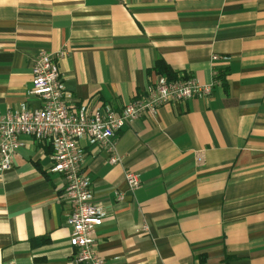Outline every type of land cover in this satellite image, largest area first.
<instances>
[{"label": "crops", "instance_id": "1", "mask_svg": "<svg viewBox=\"0 0 264 264\" xmlns=\"http://www.w3.org/2000/svg\"><path fill=\"white\" fill-rule=\"evenodd\" d=\"M42 51L76 104L121 111L159 58L211 87L124 126L113 150L79 140L103 264H264V0H0L1 114L42 106ZM22 140L0 170V264H75L53 148Z\"/></svg>", "mask_w": 264, "mask_h": 264}, {"label": "built area", "instance_id": "2", "mask_svg": "<svg viewBox=\"0 0 264 264\" xmlns=\"http://www.w3.org/2000/svg\"><path fill=\"white\" fill-rule=\"evenodd\" d=\"M56 57L42 51L33 64L32 93L42 99V106H22L12 113H0V170L12 167L23 136L49 142L54 160L51 170L62 176V197L71 206L68 223L72 228L70 243L77 249L74 263L103 264L96 249V231L103 224L105 211L94 200L92 181L83 169L84 151L79 140L86 138L91 144L113 150L117 132L124 126L142 116L156 117L161 106L207 94L211 87H202L193 78L169 81L159 76L121 111L108 104H76L65 88ZM115 161L113 157L112 162ZM126 180L132 189L141 184L139 174L133 171L127 172Z\"/></svg>", "mask_w": 264, "mask_h": 264}, {"label": "trees", "instance_id": "3", "mask_svg": "<svg viewBox=\"0 0 264 264\" xmlns=\"http://www.w3.org/2000/svg\"><path fill=\"white\" fill-rule=\"evenodd\" d=\"M155 72L157 75L165 76L169 81H177L180 79H188L191 77L187 76H181L180 72L178 70H175L172 68L164 59L159 58L156 60L155 65L149 70L150 72ZM226 71L219 70L216 73L215 78L219 81H221L222 84H224L227 88L229 86L228 81L226 80Z\"/></svg>", "mask_w": 264, "mask_h": 264}]
</instances>
